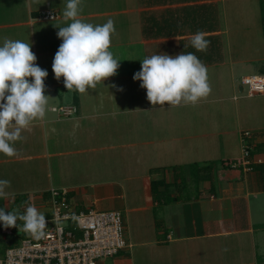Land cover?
Here are the masks:
<instances>
[{
    "label": "crops",
    "instance_id": "1",
    "mask_svg": "<svg viewBox=\"0 0 264 264\" xmlns=\"http://www.w3.org/2000/svg\"><path fill=\"white\" fill-rule=\"evenodd\" d=\"M101 1L110 2L113 0H82L83 11L80 14V19L94 25H102L108 19L115 22V17L123 16L125 17L123 30L131 33L132 30L136 31L132 28L137 27L140 32L139 35H136L135 39L137 40L134 42L131 34H128L127 37L123 36L126 40L112 42L110 51L113 52L115 58H117L116 53H119L116 51L118 47H131L137 44L145 46L144 52L147 50V46H151L150 51H146V55L149 52L151 55L157 50L159 54L166 53L175 56L184 52L182 50L192 47L190 41L193 34L203 31L206 33L205 38L209 44L204 51L195 49V55L206 65L207 69L214 70L215 73L220 72L222 66L227 63L225 55H223L224 58L216 57L218 54L219 57L221 56V51L226 53L228 45L225 21L226 5L219 8V3H223V0H123L127 4V8L118 10H110L107 3L100 5ZM66 2L67 0H10L6 4H0V16L8 18L0 23V31L3 32L0 33V46L3 45L5 37L31 42L32 51L37 57V65L41 63L43 69L48 72L44 84L45 95L50 97L49 101L57 89L64 87L63 77L60 80L55 78L52 64L62 43L57 36L58 27L67 26L71 22L66 21L63 17ZM101 7H103L102 10H100ZM46 9L53 11L57 18L54 20L39 19L38 16ZM116 33L113 35L112 41L117 39ZM37 38L40 41H37ZM37 43L38 45L42 43V47L37 46ZM181 45L183 46L182 50L178 49ZM191 49L193 50V48ZM121 72L123 73L121 77H125V74L130 77V72ZM114 77H110L104 82L112 81ZM99 94L100 92H97L96 95ZM75 97L78 103L72 106L76 108L77 112L73 118L75 121L73 127L77 128L74 133L77 146L83 142L79 137L76 138L75 134L78 128H82L83 123L94 120L98 114L95 112L96 100H94L95 102L89 100V103L85 102L81 106L78 97ZM110 97L108 100L112 101ZM53 107L55 106H50L48 109L51 110ZM161 107L163 108V106H142L139 110H134L133 113L158 110ZM166 116L169 120L166 123L155 119L151 121V125L169 130L192 127L186 123L182 126L179 120H173L169 114ZM70 120L65 118L60 121L52 119L39 121L40 126L38 127L42 130L45 145L50 138V125ZM61 131H56V139H54L58 146L57 136L62 135ZM87 132L89 134L82 136L85 138V140L83 139L84 144L90 146L89 148L77 147L70 152L46 153V159L68 153L71 155L84 154L86 150L96 153L89 159H98L102 151L120 147L126 151L124 155L132 157V149L137 146L133 142H124L109 147L95 145L97 142L99 144L102 139H99L88 129ZM256 133L257 136L253 139V144L264 142V129ZM259 133L262 134L259 136ZM195 137L173 135L167 138L144 139L139 143V161H146L148 158L155 161L168 159H177L175 161H178L194 157L196 152L202 155V158H198V160L203 163L208 160L220 159L209 158L212 148L219 149L215 142L212 144V142L204 141L203 146L199 147L200 142L195 144L197 139ZM226 150L229 153L227 147ZM136 153L137 151H135L134 158L138 157ZM41 156L33 157L40 158ZM241 156L240 151L239 157H221L222 165L212 167L208 176L206 173L203 174L206 177L193 188L195 192H191L190 196L182 199L181 194L177 192V188L181 184L179 174L177 175L174 168L170 171L166 170L165 163L167 162L146 166L145 172L140 176H133L130 166H126L127 169L129 168L127 172H124L127 174L126 177L93 183L95 194L92 201H89L90 197L86 196L83 191H79L80 185L55 189H68L72 200L79 207L85 206L87 202V208H94L95 204L108 200L113 201L111 210L122 211L124 217L126 213H133L132 224H130L133 233L128 232V222H125L124 218L125 237L130 247L112 258L99 261L97 264H264V165L262 168L251 171L226 168L231 162H238ZM257 159H261L264 163V153L254 154L252 160L256 161ZM192 163L199 162H187L180 165L189 166ZM71 166L73 165L69 164L68 170L76 171L75 167L72 169ZM49 167L50 165H47L48 169ZM109 174L114 175L112 172ZM185 178L190 184L193 183L188 176ZM153 180H163L168 186L172 184L177 187L170 193L172 201L165 202V197L157 201L153 200L151 190V181ZM52 188L54 187L39 193L38 204L41 195ZM91 205L92 207H90Z\"/></svg>",
    "mask_w": 264,
    "mask_h": 264
},
{
    "label": "rangeland",
    "instance_id": "2",
    "mask_svg": "<svg viewBox=\"0 0 264 264\" xmlns=\"http://www.w3.org/2000/svg\"><path fill=\"white\" fill-rule=\"evenodd\" d=\"M9 1L0 0V4H6ZM223 1V3H219V8L223 7L224 4L226 5L225 21L227 24L228 45L226 46L227 52L221 51V56L219 57L218 54L216 57L224 58L223 55H225L227 63L222 66L218 73H215L214 70L207 69L208 80L212 91L206 99H202L194 106L191 104H182L171 107L165 104L163 105V111L162 109H158L153 111L149 110L144 113H138V111L137 113H133L134 110L142 108V106H160L150 104L147 100L146 90L140 87V81L133 80L134 74L141 70V61L146 56H150V52L146 55V51H150L151 46H147L145 52V46L139 44L131 47H118L116 51L119 53L116 54L117 59L120 61V67L116 75L117 77H114V80L106 81L102 84L98 83L94 89L90 88L84 94L75 90L68 91L65 87H61L57 89L56 93L52 94V99L48 103V108L50 106H72L78 103L75 96L78 97L81 106L85 102L89 103V100L90 102L91 100L92 102L96 100L95 112L98 114L97 117L94 120H89V122H82L84 127L81 126L82 128H78V130H82L80 132L77 130L75 134L77 136L76 138L79 137L83 141L81 142L83 145H75L74 133L77 128L75 129L73 127L75 123L73 118L77 115V112L70 117H62L48 109L44 120L52 119L54 121H60L65 118L71 120L69 122L52 123L50 125L49 130L51 133L47 145H45L42 130L38 127L40 126V120H37L34 121L36 122L35 124L33 123L29 129L22 133L26 139L16 142L15 147L18 150L17 156L7 157L0 154V179H7L11 182V188L8 191L13 194L9 199H3L1 208H4L6 211L18 209L20 213H23L27 206L32 205L41 212L43 209L37 203V200L42 190L50 187L70 188L72 185H80L79 191H83L86 196L90 197L89 201H92L94 198L93 195L95 194V189L92 186L93 183L96 184V182L102 180L107 181L126 177L127 174L124 172H127L129 169L126 166H130L133 176H140L145 172L146 166H152L159 162L162 164L167 162L165 163L167 165L166 170L170 171L174 168L173 170L177 175L179 174L178 177L181 180L186 176L191 178V182L193 183L185 190L181 186L177 188L171 184L164 193L165 196H170L171 191L177 188V192L181 194L182 199L190 196L191 192H195L193 188L196 187L197 182L195 179L197 178L196 173L199 171V166L202 167L205 164H210L215 167H220L223 160L221 157H239L241 151L240 132L249 131L256 133L264 129V94L248 97L246 95V88L243 91L240 90L241 79L244 76L264 75V7L262 10L261 0ZM106 3L110 10L127 8V4L123 0L101 1L100 5H105ZM133 6L135 5L133 4ZM102 9L103 7L100 8V10ZM7 19V17L0 16V23ZM115 19L117 39H114L112 42H120L122 39L126 40L123 36L127 37L128 34L132 35L133 42L137 40L135 39L136 35L140 34L137 27L132 28L136 29V31L132 30L129 33L123 30L125 17L117 16ZM36 40L40 41L38 38ZM37 46L42 47V43L41 45L37 43ZM182 47L181 45L178 49L182 50ZM191 48L193 47L182 51L185 53H194L195 49L193 48L192 50ZM154 53L159 54L155 50L151 55ZM38 66L43 69L41 63ZM120 71L130 72V77L126 76V74L125 77H121L123 73H120ZM120 89L123 90L121 91ZM97 92H100V94L96 95ZM109 97L112 98V101L108 100ZM167 114L171 115L173 120H179L182 126L186 123V125L188 124V126L192 127L169 130L168 128H159L151 125V121L155 119L162 123L169 121L166 116ZM87 129L97 135L99 139H102L99 144L97 142L95 145L109 147L124 142L137 144L132 149V157L124 155L126 151L120 147L110 149L109 151H102L98 159H89L91 155H95L96 153L88 150L84 154L71 155L68 153L63 156H53L46 159V153L58 151L70 152L77 147L89 148L90 146L84 144L85 138L82 136L83 134H89ZM58 130H62V135L60 137L57 136L59 146L57 141L54 140L56 139V131ZM173 135L177 137L196 136L195 144L200 142L199 147L201 145L203 146L204 141L212 142V144L215 142L219 146V149L214 150L215 148H212L209 158L220 159L211 160L212 162L208 160L203 163L198 160V158H202V155L196 152L198 151L196 149V151L194 150V153L196 152L194 157L178 161H175L177 159L155 161L150 158L146 159V161H139L138 151L140 142L144 141V139L167 138ZM78 142L80 143V140ZM226 147L229 149V153L226 152ZM135 151H137L136 156L138 157L134 158ZM36 155L42 156L40 158H34L33 156ZM187 162L199 163L196 165L192 163V166L180 165ZM60 163L61 165L59 166ZM69 164L73 165L71 167L72 169L75 167L76 171H69ZM47 165H50L49 169ZM112 169L114 171H111ZM109 172L114 173V175H110ZM49 173L51 174L50 176ZM15 199L18 200L17 203H13ZM86 204L88 205L87 202ZM86 204L85 206L81 205L80 208H87ZM93 207L97 210H111L113 209V201H102ZM120 212L123 215V220L125 218V222H128V232L133 233L130 225L132 224L133 213H126L124 217L123 212ZM22 223L18 221V225L22 226ZM132 226L134 227V224ZM2 228L4 226L0 224V254L12 245L13 240H15L13 236H5L2 234ZM15 228L11 229L15 231ZM20 229L22 230V227ZM22 234L17 235V238H23L26 233L22 230Z\"/></svg>",
    "mask_w": 264,
    "mask_h": 264
},
{
    "label": "clouds",
    "instance_id": "3",
    "mask_svg": "<svg viewBox=\"0 0 264 264\" xmlns=\"http://www.w3.org/2000/svg\"><path fill=\"white\" fill-rule=\"evenodd\" d=\"M82 11V0H67L63 17L71 22L58 27L57 36L62 43L54 56L52 71L57 80L63 77L68 91L84 94L116 76L120 61L110 51L115 22L108 19L102 25H94L80 19ZM205 37L206 33L197 31L191 38V46L197 51L206 50L209 42ZM36 60L31 42L4 38L0 46V154L7 157L18 155L15 144L26 139L22 133L34 121L46 117L50 97L45 95L44 81L48 72ZM133 80L140 81L153 106H194L212 91L206 65L192 52L146 56ZM10 188L9 180L0 179V199L13 196ZM18 221L23 222L22 226ZM0 224L6 229L22 227L25 233L39 239L45 235L48 221L36 207L29 205L23 213L0 208Z\"/></svg>",
    "mask_w": 264,
    "mask_h": 264
},
{
    "label": "built area",
    "instance_id": "4",
    "mask_svg": "<svg viewBox=\"0 0 264 264\" xmlns=\"http://www.w3.org/2000/svg\"><path fill=\"white\" fill-rule=\"evenodd\" d=\"M38 18L54 20L57 15L46 9ZM244 88L248 97L263 95L264 75L244 76L240 90ZM51 111L62 117H70L76 113V108L59 106ZM239 137L242 156L232 164V168L251 171V163L259 164L262 161L248 159L252 133L243 131ZM39 205L48 221L45 235L37 239L26 233L18 239L17 235H23L19 227L15 231L2 228V234L13 236L15 240L0 256V264H97L130 247L125 237L123 215L118 210L82 209L65 188H52L43 193Z\"/></svg>",
    "mask_w": 264,
    "mask_h": 264
},
{
    "label": "trees",
    "instance_id": "5",
    "mask_svg": "<svg viewBox=\"0 0 264 264\" xmlns=\"http://www.w3.org/2000/svg\"><path fill=\"white\" fill-rule=\"evenodd\" d=\"M261 7H262V10H263V7H264V0H261ZM264 29V27H263ZM263 36H264V32H263ZM262 133H259L258 135L260 136ZM252 139L249 141V151H248V159L252 161V158L254 156V154H257V153H261L263 152L264 153V142H261V143H256V144H253V139L255 138V136H257V133H252ZM212 162V161H210ZM208 162V163H210ZM233 163V162H231ZM228 164L226 166V168H232V164ZM197 163H193V165H196ZM222 165V162L221 164ZM264 165L263 162L259 163V164H256V163H251L250 164V167H251V170H257L258 168H262V166ZM192 166V164L190 165ZM212 167H215V166H212V165H208V164H205L204 166L202 167H198L199 171L196 173V182L198 183L199 181H202L205 179L206 176H203V174H209V171ZM240 169V168H239ZM195 176V175H193ZM196 183V184H197ZM190 185V182L189 181H186V179L184 178L183 180H181V184L180 186L183 188V190H185L188 186ZM170 186V185H169ZM160 187H162V189H159ZM168 188V184L165 183L163 180H153L151 181V190H152V196H153V200L154 201H157V200H160L162 197H165V202H170L173 200V198H171L170 196H165L164 193L166 192ZM170 192V191H169ZM177 199V198H176ZM18 200L15 199L13 203H17ZM2 203H3V199H0V208L2 207ZM12 203V204H13ZM15 205V204H14ZM15 242V241H14ZM2 255V253L0 254Z\"/></svg>",
    "mask_w": 264,
    "mask_h": 264
}]
</instances>
